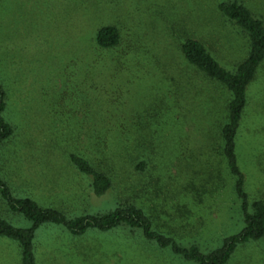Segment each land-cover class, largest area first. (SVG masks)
I'll use <instances>...</instances> for the list:
<instances>
[{
	"label": "rangeland",
	"instance_id": "obj_1",
	"mask_svg": "<svg viewBox=\"0 0 264 264\" xmlns=\"http://www.w3.org/2000/svg\"><path fill=\"white\" fill-rule=\"evenodd\" d=\"M221 1L0 0L3 117L15 127L0 145V179L13 196L68 218L112 212L128 201L154 232L204 255L238 235L243 200L220 139L229 94L181 51L185 39H196L229 71L246 57L244 36L219 17ZM238 1L264 19V0ZM102 26L120 34L110 54L121 57L115 71L80 66L97 54ZM93 128H105L108 148H91ZM235 155L251 210L264 204V61L247 89ZM72 156L103 167L112 187L95 196ZM0 219L31 226L1 197ZM34 254L37 264H195L123 227L73 236L41 225ZM0 264H21L17 242L0 237ZM226 264H264V240L238 245Z\"/></svg>",
	"mask_w": 264,
	"mask_h": 264
},
{
	"label": "trees",
	"instance_id": "obj_2",
	"mask_svg": "<svg viewBox=\"0 0 264 264\" xmlns=\"http://www.w3.org/2000/svg\"><path fill=\"white\" fill-rule=\"evenodd\" d=\"M217 10L219 17L229 25L236 27L246 39L248 45L246 57L233 71H229L222 67L205 46L196 39H185L181 44V51L183 59L191 67L224 87L229 94L226 121L221 127L220 139L229 169L236 178L237 192L243 200V230L238 235L224 240L222 247L218 250L204 255L194 247H180L170 238L154 232L150 220L144 216L141 210L128 201L118 204L112 212L68 218L57 209L43 208L31 199H16L7 183L0 179L1 200L5 202L11 212L20 214L31 224L26 229L15 228L10 223L0 219V237L17 242L21 264H37L34 254L35 232L37 228L45 224L61 226L73 236H81L91 229L99 232H108L119 227L139 229L147 241H153L161 248H169L185 261H192L195 264H226L238 245L264 240V204L254 202L251 205V210L248 209L246 196L242 189L243 176L237 167L235 155L240 120L247 105V89L253 82L259 66L264 61V19L252 14L245 4L238 0L221 1L217 5ZM94 42L98 56L96 54L91 59L81 60L80 66L84 69L94 66H99L102 69L108 68L111 71H115L117 67L120 69L121 57L116 56V53L110 56L120 43L118 29L113 26H102L96 32ZM102 54L109 55V57L101 59ZM74 62L71 61V64ZM70 66L67 65V67ZM6 98L5 82L0 76V145L15 134V127L3 117ZM104 130L105 128L92 129L90 133L92 149L108 148L105 145L107 139H105ZM136 149H140V145L137 147L136 144ZM70 160L79 173L90 179V185L95 196H103L112 187L110 175L104 172L103 167L82 156H72ZM142 169L143 165L140 164L137 170Z\"/></svg>",
	"mask_w": 264,
	"mask_h": 264
}]
</instances>
